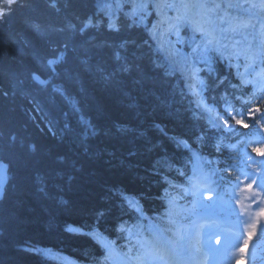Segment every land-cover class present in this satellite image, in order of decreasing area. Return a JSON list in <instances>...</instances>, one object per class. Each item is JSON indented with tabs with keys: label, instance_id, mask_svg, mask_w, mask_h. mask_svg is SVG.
<instances>
[{
	"label": "trees",
	"instance_id": "16d2710c",
	"mask_svg": "<svg viewBox=\"0 0 264 264\" xmlns=\"http://www.w3.org/2000/svg\"><path fill=\"white\" fill-rule=\"evenodd\" d=\"M121 1L0 0V264H128L111 245L142 254L152 228L142 214L161 223L169 197L191 203L192 174L234 177L236 160L215 145L184 74L154 47L151 22L172 26L177 10L149 0L138 13L141 0H125L131 10ZM215 1L207 43L219 51L230 42L222 27L255 21ZM181 15L203 27L199 13ZM223 57L201 70L206 104L248 110L258 93Z\"/></svg>",
	"mask_w": 264,
	"mask_h": 264
},
{
	"label": "rangeland",
	"instance_id": "374dc122",
	"mask_svg": "<svg viewBox=\"0 0 264 264\" xmlns=\"http://www.w3.org/2000/svg\"><path fill=\"white\" fill-rule=\"evenodd\" d=\"M184 15L189 16V15H191V13H186ZM180 23L181 22L179 20H177L175 23V27L177 25H179ZM206 23L207 22H205L202 25H205ZM153 24L156 25V22H154ZM239 24H241V23H239ZM261 29L262 30H261V36L260 37H261V41L264 42V27L261 26ZM169 30L170 29L167 27L164 28L163 24L153 26V37H154V40L156 41V44L154 45V47L158 51H159V49L161 50V52L164 54L165 58L168 60V62L171 65H173V66L177 65L180 67L181 71L184 73V75H183L184 78L187 77V79L188 78L193 79L192 92L195 95H199L201 93L202 82L196 77L197 76V69L195 67L198 64H204V63H207L209 61L208 47L204 44L202 45V47L196 46L193 51H190V53H187V52L182 50L181 45L183 42H182L181 37L179 36V33H175L174 38L172 39V37H170L169 34H167V32ZM203 33L206 37L212 36V30L208 26L204 29ZM189 41H190V43H192L193 39H189ZM189 41H187V42L189 43ZM235 46H236V43L232 42L226 46V49L230 48L231 50H234ZM245 49L247 52L253 50L252 46H250V45H247L245 47ZM243 60H246V58H243ZM251 60L247 63L248 66H246L244 68V70H245L244 75L247 77L248 82L253 83L256 86L257 83L253 82L254 81L253 77L256 75L257 70H260L262 67L260 65H257V64L255 65V63H253V61H251ZM235 65H237L236 67H238V64H235ZM252 71H256V72H252ZM255 81H257V80L255 79ZM186 84H189V83H186ZM190 84H191V81H190ZM206 110H207V112H210V109L208 107H206ZM248 162L255 164L257 162V160L255 158H250V159H248ZM250 173L252 176L254 175L253 172L250 171ZM208 183H209V181H208ZM256 183H258V179L255 178V176L253 178V181H251V182L249 181V178H246V179L243 178V180L241 181V183H240L241 196H238V198H236V201H239L240 204H243L244 212H246V216L243 218L244 220H246V225H245L246 231L243 232L244 234L240 233V235H237L236 237H234L233 242H232V240H229L227 243V246H224L225 254H224L223 258H222V256L217 257V259L213 258L212 264H241L240 262H235V261H238V259H239V261H243L245 259L248 260L247 259L248 254L245 255V257H243L244 253H247V251L249 250V248L247 247V244L252 239V235L257 233L258 228L261 226V224L262 225L264 224V200L261 203V198H259V199L256 198V197H259V195H260V191L255 186ZM260 183L261 182H259V185H261ZM195 184L197 187V182H195ZM199 185H200V183H199ZM199 185H198L197 189H200ZM206 190H208L206 193L208 195L207 197L203 196V194H198V196H197V200L195 203L196 207L194 206L193 210L195 211V210H197L196 208L199 207L200 209H202V212H200V211L196 212V215H195L196 217H195V221L193 222V224H190V225L184 224L183 222H178L176 220H173V218H170L168 225H166L165 228H163L166 232L167 231L170 232V236L172 238L175 249L178 250V248H177L178 243L185 244L186 246L188 245V246H190V251H191L193 257L197 253V251H199V249H201V248H203L204 252L206 253L208 251H211L212 248H214L215 244H221L222 243V242L218 241L221 239H215L214 237H211L209 235V229L212 227V225L210 223L207 224L205 220L207 219L208 216L215 215L212 213L211 209H214V208L211 206L210 203H212L214 206H216L218 211L223 212L225 210L226 204L228 202H225V203L222 202L221 205L219 202L213 203L210 201V203H209L208 200H209V198L211 199L210 194L213 193V196H214L215 192H211V189H209L208 186L206 187ZM230 194H231V196H233L232 193H230ZM234 197H236V195H234ZM207 198H208V200H207ZM172 201L176 204L175 208L178 207L185 213L189 212V215L191 216V218L193 217L191 214L193 212V210L190 209L193 206L188 207V208H184V207L180 206V204H177V200L175 198H172ZM252 205H257V207H256V208H258L257 213L250 211V207ZM251 215H254V216H251ZM215 216H217V215H215ZM247 221L249 222V224ZM244 243H245V246L242 247V245ZM153 244L154 243H152L151 245H153ZM154 250H156V246L154 247ZM206 250H208V251H206ZM232 252H235V253H232ZM161 254L166 261H167V259L174 260L172 263L167 262L168 264H174V263L184 264L181 259H179V258L174 259L173 256L168 255L166 249H164L161 252ZM172 254H174V253L172 252ZM239 255H242V257H239ZM156 256H157V254H156ZM209 258H210V256H209ZM133 259L138 264H142L140 262V260H138L137 258H133ZM199 262H200V264H206V262H203V261H199ZM149 264H166V263H164V262L158 263L157 260L152 259V260H150ZM242 264H245V263H242Z\"/></svg>",
	"mask_w": 264,
	"mask_h": 264
},
{
	"label": "bare ground",
	"instance_id": "6f19581e",
	"mask_svg": "<svg viewBox=\"0 0 264 264\" xmlns=\"http://www.w3.org/2000/svg\"><path fill=\"white\" fill-rule=\"evenodd\" d=\"M148 1L149 0H141V2H139V3L132 2L133 3L132 7L135 8L134 11L139 13L140 11H142V9H145V4H147ZM179 1L185 2L187 4L184 5L183 3L179 2ZM230 1L236 2L237 0H230ZM152 2H154V4L157 5L156 9L158 11H162V12H165L167 14L170 13V10H174V11L177 10V14H174V16L172 15L173 16L171 19L172 21L170 23H168V24L172 25L170 27H173L177 20H179L181 23L185 22V18L183 17V15H181L183 13L186 14V13H191V12L192 13H200V12L204 13V12H206V13L211 14V12H213L211 10H214L215 6L216 7L218 6L217 1H215V0H152ZM176 2H179L178 7H176V4H175ZM230 3L232 4L230 9L235 10L237 8V4H233L232 2H230ZM121 4H122V6L130 7V4L125 0L121 1ZM129 9L131 10V7ZM216 10H218V9H216ZM227 11H229V9ZM138 13H135L133 18L138 17V15H139ZM158 14H160V12H158ZM143 18H146V15H144ZM245 22H248V20H245ZM151 23L153 26H156L155 24H153V21ZM152 25H150L148 28H150V32L153 34V26ZM188 27H189L188 24H184L181 28L182 29L185 28L187 30H190V28H188ZM140 28L144 29L142 27H140ZM246 28L251 29L253 32H261V30H262L261 27H258V29H257V26L255 24H248V25H246ZM148 30L149 29H147V32H148ZM196 32H198V31H196ZM216 35L217 34L214 33V37H216ZM233 64H234V66H237L235 64H238V60L237 59L233 60ZM35 76H38V75H35ZM217 81H219V80H217ZM185 89L186 88H184L183 91L188 92L187 94L193 93L192 88L188 87V89H186V90ZM189 105L192 106V103H189ZM0 162L5 164L3 161H0ZM6 173H7L6 177H7V183H8V167H7ZM7 183H6V185H7ZM6 185L4 186L3 191H2V198H3L4 193H5ZM93 222H95V221H93ZM96 225L97 224L94 223V227ZM94 229H96V228H94ZM83 234L90 235L89 232H87L86 230H83Z\"/></svg>",
	"mask_w": 264,
	"mask_h": 264
},
{
	"label": "water",
	"instance_id": "95a60500",
	"mask_svg": "<svg viewBox=\"0 0 264 264\" xmlns=\"http://www.w3.org/2000/svg\"><path fill=\"white\" fill-rule=\"evenodd\" d=\"M36 81L42 82V79H40L38 76H35ZM7 166L0 162V199L2 198V191L4 186L7 183Z\"/></svg>",
	"mask_w": 264,
	"mask_h": 264
}]
</instances>
